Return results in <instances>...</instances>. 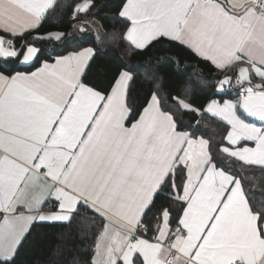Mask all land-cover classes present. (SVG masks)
<instances>
[{"label": "snow or ice", "instance_id": "snow-or-ice-1", "mask_svg": "<svg viewBox=\"0 0 264 264\" xmlns=\"http://www.w3.org/2000/svg\"><path fill=\"white\" fill-rule=\"evenodd\" d=\"M53 2L0 0V30L18 36L36 28ZM94 7L82 0L73 19ZM120 16L130 22L123 38L136 50L168 38L232 72L218 88L235 78L237 98L206 108L230 126L227 146L213 153L209 139L178 131L155 92L126 126L133 75L120 72L107 93L86 85L92 48L30 74H0V262L11 264L33 222H70L87 209L104 221L93 264H264V203L250 200L221 160L264 169V0H126ZM39 51L0 37V58L28 64ZM165 190L168 205L153 212ZM48 200L56 210L45 213ZM149 212L154 229L143 224Z\"/></svg>", "mask_w": 264, "mask_h": 264}, {"label": "trees", "instance_id": "trees-1", "mask_svg": "<svg viewBox=\"0 0 264 264\" xmlns=\"http://www.w3.org/2000/svg\"><path fill=\"white\" fill-rule=\"evenodd\" d=\"M80 3L82 0H56L36 31L13 40L18 48L26 41L38 45L41 51L30 66H19V60H13L11 67L6 68L8 74L31 72L44 60L92 48L95 54L82 77L86 85L107 93L120 72L127 70L133 75L127 95L128 106L132 109L127 125L135 122L155 92L162 108L172 113L179 131L209 139L213 153L218 147L227 145L225 136L230 126L209 115L205 109L212 100L237 98L238 94L230 91L218 92L219 81L230 71L219 73L179 42L164 38L154 41L144 50H136L123 38L130 26L120 16L126 0H93L95 7L87 15L78 14L72 19L75 6ZM84 21L87 23H82ZM53 33L64 35L58 41L47 40L46 36ZM174 97L186 100L200 110L199 114L182 109ZM221 160L225 161L226 171L241 178L250 200L255 198L258 205L264 203V169L242 165L223 155ZM167 195L165 190L154 198L156 207L153 212L161 205H168ZM151 217L152 212H149L143 218V224L154 229L157 221ZM103 222L97 214L81 209L79 215L67 223H35L11 264H93L95 243ZM147 233L149 237L154 235L152 230Z\"/></svg>", "mask_w": 264, "mask_h": 264}, {"label": "crops", "instance_id": "crops-1", "mask_svg": "<svg viewBox=\"0 0 264 264\" xmlns=\"http://www.w3.org/2000/svg\"><path fill=\"white\" fill-rule=\"evenodd\" d=\"M55 1H56V0H54L53 5H54ZM223 2H224L226 5L230 6L231 3L233 2V0H223ZM51 8H52V7H51ZM51 8H50V9H51ZM50 9L45 13L43 19L41 20L40 24H39L36 28H34V29H29V30H27V31H24L22 35H18V36H12V35H10L9 33L5 32V31H3V30H0V37H4L6 40H15V39H17V38H20V37L25 36L26 34H29V33H32V32H34V31H36V30L40 27V25L42 24V22H43L45 16H46L47 13L50 11ZM124 19L127 20L126 18H124ZM128 22H129V21H128ZM129 23H130V22H129ZM129 27H130V26H129ZM53 34H54V33H53ZM61 38H62V37H61ZM46 39H47V40H55V39H50V38H48V36H46ZM164 39L170 40V39H168V38H164ZM56 41H58V40H56ZM129 43H130V42H129ZM179 43H180V42H179ZM180 44H181L182 46H184L185 48H187L188 50H190L193 54H195V55H196L199 59H201L202 61L207 62V63H209L211 66H213L214 68H216V66H215L211 61L207 60V59L204 58V57L199 56V55L196 54L192 49H190L187 45L182 44V43H180ZM51 45H53V42L51 43ZM34 46L37 47V48L41 51V47H39L38 45H35V44H34ZM86 49H87V48H86ZM83 50H84V49H83ZM93 50H94V49H93ZM40 51H39V53H40ZM39 53H38V55H39ZM70 54H72V53H69V54L64 55V56L54 57V58L51 59L50 61H45V60H44V61L41 63V65H40L38 68H36L35 70H33V71H31V72H20V73L30 74V73H32V72L37 71L39 68H41V67L43 66V63H44V62H47V63H49V64H54L55 61H56L57 59H59V58H61V57L69 56ZM94 54H95V50H94V53H93L91 59L93 58ZM36 59H37V58H36ZM36 59H35V60H36ZM91 59L87 62V66H88L89 62L91 61ZM13 60H15V59H4V58H0V63H1V64L4 63V64H7V65H11V64H12L11 62H12ZM35 60L32 61V62H30V63H28V64H24V63L18 62V65H19V66H24V67H26V66H30V65H32V64L35 62ZM87 66H86V68H87ZM0 67H2V66L0 65ZM86 68H85L84 71H83V74H82V76H81V80H82V77H83V75H84V72H85ZM216 70H217L219 73H220V72H224V71L218 70L217 68H216ZM15 73H17V72H14V73H12V74H8V72L6 71V68H0V74H2V75H4V76L11 77V76L14 75ZM228 75H232V72L230 71ZM224 76H225V75H224ZM224 76H223V77H224ZM82 82H83V81H82ZM259 82H260V81H259V78H254V79H253V83H259ZM232 84H233L234 88L237 89V92H233V93H234V95H237V94H238V86L235 85V78L233 79ZM232 84H231V85H232ZM231 85H229V86H225V90H219V88H218V92H224V91L229 92V87H231ZM226 100H232V99H226ZM212 101H213V100H212ZM217 101H219V100H217ZM233 101H234V100H233ZM210 102H211V101H210ZM210 102H209V103H210ZM219 102L223 103L224 101H219ZM206 108H207V107H206ZM205 110H206V109H205ZM208 114H209V113H208ZM209 115H211V114H209ZM215 118L219 119L218 117H215ZM219 120H220V119H219ZM223 122H224V121H223ZM249 122L257 123V125L260 126V122H259L258 120H255L254 118H249ZM225 123H226V122H225ZM226 124H227V123H226ZM126 126H130V125H127V124H126ZM177 130H178V129H177ZM178 131H179V130H178ZM226 146H227V145H226ZM248 146H254V144H252L251 142H248ZM46 206H47L46 209H43V211H44L45 213L56 210V204H55V201H54V200H48V201H46ZM44 208H45V207H44ZM4 215H6V214L3 213V212H0V225H2V223H3V217H4ZM35 223H67V222H48V221L41 222V221H36V222H33V223L30 225L29 229H30L31 226H32L33 224H35ZM28 231H29V230H28ZM27 233H28V232H27ZM27 233L25 234L24 238L26 237ZM24 238L22 239L21 243L23 242ZM143 238H147V237L144 236ZM21 243L19 244L18 248L20 247ZM18 248H17V250H18ZM16 252H17V251H16ZM15 254H16V253H15ZM14 256H15V255H14ZM94 256H95V255H94ZM93 258H94V257H93Z\"/></svg>", "mask_w": 264, "mask_h": 264}, {"label": "built area", "instance_id": "built-area-1", "mask_svg": "<svg viewBox=\"0 0 264 264\" xmlns=\"http://www.w3.org/2000/svg\"><path fill=\"white\" fill-rule=\"evenodd\" d=\"M71 18L73 19V15L71 16ZM26 43H27L26 41H23L22 45H23V44H26ZM27 44H28V43H27ZM14 46H15L16 48H18L15 44H14ZM18 49H19V48H18ZM3 66H5V64H3ZM217 75L220 76V74H217ZM222 78H223V77H222ZM219 82H220V81H219ZM218 85H219V84H218ZM229 91H230V92H237V89L234 88L233 85H231V87H229ZM144 236L147 237V238H149L148 233H145Z\"/></svg>", "mask_w": 264, "mask_h": 264}, {"label": "rangeland", "instance_id": "rangeland-1", "mask_svg": "<svg viewBox=\"0 0 264 264\" xmlns=\"http://www.w3.org/2000/svg\"><path fill=\"white\" fill-rule=\"evenodd\" d=\"M3 64L4 63H2V66H3ZM12 65V64H11ZM11 65H7V64H5V66H3V67H5V68H9V67H11Z\"/></svg>", "mask_w": 264, "mask_h": 264}, {"label": "bare ground", "instance_id": "bare-ground-1", "mask_svg": "<svg viewBox=\"0 0 264 264\" xmlns=\"http://www.w3.org/2000/svg\"><path fill=\"white\" fill-rule=\"evenodd\" d=\"M233 85V84H232Z\"/></svg>", "mask_w": 264, "mask_h": 264}]
</instances>
